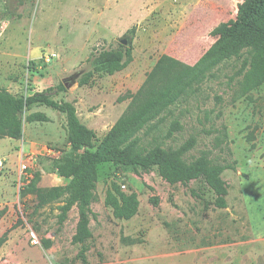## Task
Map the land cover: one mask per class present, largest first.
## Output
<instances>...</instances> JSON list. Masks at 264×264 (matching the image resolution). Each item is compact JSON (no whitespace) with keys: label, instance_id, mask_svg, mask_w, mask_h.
<instances>
[{"label":"rangeland","instance_id":"1","mask_svg":"<svg viewBox=\"0 0 264 264\" xmlns=\"http://www.w3.org/2000/svg\"><path fill=\"white\" fill-rule=\"evenodd\" d=\"M246 1L0 0L1 90L26 97L63 85L53 99L73 103L96 148L129 94L168 56L193 68L172 96L184 93L123 134L121 148L134 155L159 148L183 165L205 157L211 166H229L220 175L225 209L215 207L199 178L170 184L157 167L98 166L90 237L79 244L77 205L62 216L61 201L40 208L28 191L34 181L37 189L67 186L58 167L79 156L67 142L65 116L34 106L22 116L19 140L0 139V264H84L82 249L87 264H249L256 243L264 245V83L249 92L241 85L254 56L235 25ZM119 45L131 48V62L82 85L93 57ZM34 112L49 121L27 123ZM114 187L137 195L129 220L115 219L105 203Z\"/></svg>","mask_w":264,"mask_h":264},{"label":"trees","instance_id":"2","mask_svg":"<svg viewBox=\"0 0 264 264\" xmlns=\"http://www.w3.org/2000/svg\"><path fill=\"white\" fill-rule=\"evenodd\" d=\"M264 0H248L238 10L236 27L244 37H247L253 46L252 57L248 70L242 80V89L249 92L264 83ZM131 48L119 45L118 48L103 51L94 56L91 61L92 71L81 83L86 84L95 74L113 75L124 69L131 62ZM193 68L187 67L177 60L163 56L154 66L142 87L133 95L129 94L130 103L117 120L109 133L95 148V134L82 124L76 114L73 103L58 102L53 94L65 91L63 85L48 88L45 91L35 92L26 97H17L0 89V139L9 138L19 140L22 137V116L34 106H43L65 116L67 142L77 158L64 160L58 167V174L70 180L65 187L50 190L37 189L35 181L28 191L35 194L37 207L61 201L58 209L65 216L68 211L77 205L79 222L74 241L83 244L90 237L88 228L89 205L92 191L95 187L96 172L102 164H113L124 168H140L143 170L157 167L159 173L170 184L186 183L199 178L205 187L214 196L216 208L227 207L225 197L227 186L221 180V173L229 166H211L205 157L190 165H183L176 161L168 151L155 149L146 155L130 154L122 149L120 137L129 129L142 123L146 117L153 114L158 108H166L173 104L179 94L172 96L175 89L190 78ZM197 74L192 79H199ZM27 123H45L48 117L42 112H34L25 118ZM106 205L112 209V215L117 220H129L138 211L139 203L135 193L120 192L113 188L107 193ZM6 242V237L0 238V248ZM46 247L49 246L47 242ZM83 263L87 264L82 249Z\"/></svg>","mask_w":264,"mask_h":264},{"label":"crops","instance_id":"3","mask_svg":"<svg viewBox=\"0 0 264 264\" xmlns=\"http://www.w3.org/2000/svg\"><path fill=\"white\" fill-rule=\"evenodd\" d=\"M256 241H258V240H256ZM257 244V247L255 248V251L254 252H256V253H260V258L262 259V261L260 262V263H258L255 259H256V253H254V254H251L252 256H250L251 258L248 260V263L249 264H264V245H263V243L261 242V243H256ZM253 256H255L254 258H253Z\"/></svg>","mask_w":264,"mask_h":264},{"label":"built area","instance_id":"4","mask_svg":"<svg viewBox=\"0 0 264 264\" xmlns=\"http://www.w3.org/2000/svg\"><path fill=\"white\" fill-rule=\"evenodd\" d=\"M0 167H2V162L0 161ZM26 170H27V166L25 165V164H23V163H20L19 164V174H21L22 172H26ZM25 177L26 178H28V177H30V176H28L27 174L25 175ZM122 188H124V186H122ZM32 243L33 244H36L37 243V241H36V239H35V237L32 235Z\"/></svg>","mask_w":264,"mask_h":264},{"label":"water","instance_id":"5","mask_svg":"<svg viewBox=\"0 0 264 264\" xmlns=\"http://www.w3.org/2000/svg\"><path fill=\"white\" fill-rule=\"evenodd\" d=\"M120 44L125 45L126 42L124 40L120 41Z\"/></svg>","mask_w":264,"mask_h":264}]
</instances>
